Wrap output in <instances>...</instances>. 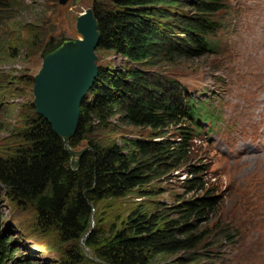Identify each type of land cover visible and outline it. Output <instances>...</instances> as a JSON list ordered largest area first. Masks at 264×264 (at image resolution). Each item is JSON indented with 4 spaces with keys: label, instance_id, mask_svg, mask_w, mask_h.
I'll return each instance as SVG.
<instances>
[{
    "label": "trees",
    "instance_id": "trees-1",
    "mask_svg": "<svg viewBox=\"0 0 264 264\" xmlns=\"http://www.w3.org/2000/svg\"><path fill=\"white\" fill-rule=\"evenodd\" d=\"M23 1L0 0V18L5 21L12 12L26 10ZM99 3L93 6L100 34L96 49L114 51L137 66L129 70L111 68L108 73L106 69L98 70L95 83L81 104L77 131L69 140L57 136L29 103L32 112L25 117L23 127L9 134L21 140L20 144L0 147V264H30L22 257L17 259L9 236L3 233L2 198L21 211L32 212L41 235L54 231L62 244L71 245L69 256L74 264L88 261L86 249L96 260H91L93 264H149L158 255L177 253H200L205 264H212L211 256L206 254L209 244H204L214 237L230 242V233L236 236L239 232L235 234L238 226L232 232L230 215L229 220L227 216L216 217L224 230L216 232L215 226L216 236L200 227L205 216H214L217 205L215 191L206 179L207 170L202 165L188 166L182 186L187 194H193L189 199L172 207L157 199L163 193L157 183L191 159L193 152L188 143L199 130L197 121L211 117L207 111L202 112L203 103L184 99L177 81L163 84L157 79L152 85L149 81L154 78L140 65L152 66L151 61L161 49L170 57L167 63H175L177 58L199 59L213 53L215 47L222 52L215 30L223 26L213 16L226 3ZM189 10L195 14L189 16ZM172 17L175 21L170 22ZM170 40L173 43H168ZM14 49L15 45L1 44L0 55ZM8 79L0 76V87ZM18 80L33 82L30 77ZM167 90L173 93L168 100L163 97ZM115 115L126 125L151 130L152 136L122 139V144L91 141L86 130L89 118L102 122ZM166 129L173 130L177 141L160 135ZM84 142L87 147L78 156L77 166H72L69 151L79 153L76 150ZM134 198L143 203L128 204ZM251 220L243 217L239 223L248 224Z\"/></svg>",
    "mask_w": 264,
    "mask_h": 264
},
{
    "label": "rangeland",
    "instance_id": "rangeland-1",
    "mask_svg": "<svg viewBox=\"0 0 264 264\" xmlns=\"http://www.w3.org/2000/svg\"><path fill=\"white\" fill-rule=\"evenodd\" d=\"M58 1L24 0L26 10L12 12L5 21L0 18V45H15L14 51L0 55V76L9 78L0 87V147L20 144L21 140L9 137V134L23 127L25 117L31 111L29 103L34 99V81L29 83L18 79H33L40 70V53L45 44L53 37L76 38L72 32L75 30L72 16L95 3L100 5L102 0H74V4L73 0H68L64 6ZM224 1L226 9L213 16L223 26L215 35L222 52L215 47L213 53L199 59L177 58L175 63H167L170 57L161 49L151 61L152 66L140 65L154 78L149 81L152 85H156L157 79L163 84L177 81L188 97L200 102L206 100L209 111L215 116L219 107L223 116L217 127L216 123L209 127L208 123L199 122L202 130L188 143L193 152L191 159L180 170L157 183L163 189L157 199L172 207L174 203L192 197V193L187 194L183 189L184 178L188 166L202 165L207 170L206 179L215 191L217 205L214 216H205L200 227L216 236L219 230L224 231L223 224L216 222V217L224 219L227 216L229 220L230 215V228L238 226L235 234L239 232L235 236L232 229L230 242L214 237L204 244H209L205 248L212 264H264V151L246 156L247 151L262 146L264 142V133L259 134L264 119V0ZM188 13L189 16L195 14L192 10ZM173 21L174 17L170 18V22ZM31 28L37 31L33 33ZM13 54L17 57H12ZM94 54L98 70L106 69V73L111 68L129 70L137 66L114 51L96 49ZM220 93L224 95V101ZM171 94L167 90L163 97L168 100ZM226 104L231 115L226 112L224 116L222 110L225 111ZM261 112L263 116L258 123ZM89 119L86 130L90 135L87 136L101 144L113 141L122 144V139H147L153 134L151 130L120 122L117 115L102 122L93 117ZM250 125L257 127L254 136ZM160 135L176 141L178 138L171 129ZM246 143L249 145L244 148V156L232 159L230 155L236 153L235 147ZM86 147L85 142L81 143L76 151ZM221 147L232 152H223ZM222 153L228 158L225 159ZM136 201L140 199L134 198L128 204L143 203ZM1 202L3 233L9 236V245L18 255L17 259L22 257L30 264H74L69 256L71 245L62 244L54 231L41 235L35 227L36 218L32 212L21 211L7 198H2ZM243 217L252 220L248 224L239 223ZM212 242L214 244L210 245ZM84 253L88 261L81 264H93L89 251L86 249ZM194 254L158 255L149 264H205L200 253Z\"/></svg>",
    "mask_w": 264,
    "mask_h": 264
},
{
    "label": "water",
    "instance_id": "water-1",
    "mask_svg": "<svg viewBox=\"0 0 264 264\" xmlns=\"http://www.w3.org/2000/svg\"><path fill=\"white\" fill-rule=\"evenodd\" d=\"M64 6L68 0H59ZM74 4V0H73ZM76 38L53 37L40 53L41 67L33 78L35 114L44 118L52 131L62 139H71L78 127L80 107L98 76L94 54L99 40L93 7L72 16ZM72 154V166L78 156Z\"/></svg>",
    "mask_w": 264,
    "mask_h": 264
},
{
    "label": "bare ground",
    "instance_id": "bare-ground-1",
    "mask_svg": "<svg viewBox=\"0 0 264 264\" xmlns=\"http://www.w3.org/2000/svg\"><path fill=\"white\" fill-rule=\"evenodd\" d=\"M262 116H263V113L261 112V113H260V117H259V119H258V123H259L260 119L262 118ZM251 126H254L255 129L257 130V127H256L255 125H251ZM261 128H262V130L259 132L260 136H261L262 132L264 133V119L262 120ZM255 133H256V131H255ZM255 133H254V135H255ZM254 135H253V136H254ZM248 145H249V144H247V143H246V144H238V145L235 147V151H234V152H236V153L230 155V156L232 157V159H233V158H240V157L244 156V155H243V153H244V148H246ZM221 150H222L223 152H227V153H228V152H232V151H228V150H226L224 147H221ZM263 151H264V142H263L262 146L255 147V148L250 149L249 151H247L246 156L250 157V155H251L252 153L263 152Z\"/></svg>",
    "mask_w": 264,
    "mask_h": 264
}]
</instances>
